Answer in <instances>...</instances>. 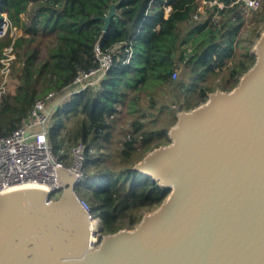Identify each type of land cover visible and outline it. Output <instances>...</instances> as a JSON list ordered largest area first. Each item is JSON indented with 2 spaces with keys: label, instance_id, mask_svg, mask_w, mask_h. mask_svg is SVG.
<instances>
[{
  "label": "trees",
  "instance_id": "obj_1",
  "mask_svg": "<svg viewBox=\"0 0 264 264\" xmlns=\"http://www.w3.org/2000/svg\"><path fill=\"white\" fill-rule=\"evenodd\" d=\"M209 1L205 3L209 15L202 17L201 0H0V23L5 13L22 30L11 34L10 27L0 37V59L12 45L13 70L21 80L14 93H4L0 100V135L23 124L38 99L50 92L53 97L62 96L70 89L69 98L51 114L49 140L55 149L66 144L72 149L80 140L86 143L84 176L76 189L101 217L104 232L123 228L126 218L135 225L144 216L137 215L140 209L159 206L170 192L129 164L136 149L152 150L157 147L155 141H170L169 124L147 126L148 120L157 122L165 107L171 110L164 95L169 92L172 103L180 102L182 90L197 89L206 73L217 71L226 64L225 57L234 56L245 1ZM113 2H119L117 13L105 31L101 16ZM216 12L218 22L209 25ZM98 43L104 50L118 47L113 51V63L97 86L76 91L72 85L78 70L99 64ZM245 47L243 57L228 66L227 89L255 62V52L249 53V46ZM182 64L189 68H183L182 75L190 74V82L183 76L173 78ZM210 88L202 85L197 90L199 101L184 105L190 109L206 101ZM155 109L159 116L150 119ZM123 112L132 118V128L123 140L121 166L113 169L102 148Z\"/></svg>",
  "mask_w": 264,
  "mask_h": 264
},
{
  "label": "water",
  "instance_id": "obj_2",
  "mask_svg": "<svg viewBox=\"0 0 264 264\" xmlns=\"http://www.w3.org/2000/svg\"><path fill=\"white\" fill-rule=\"evenodd\" d=\"M118 3L101 16L103 30ZM254 52L232 89L181 108L170 141L135 164L170 189L156 209L132 228L99 224L92 246L79 178L60 168L58 198L42 189L0 195V264H264V31Z\"/></svg>",
  "mask_w": 264,
  "mask_h": 264
},
{
  "label": "built area",
  "instance_id": "obj_3",
  "mask_svg": "<svg viewBox=\"0 0 264 264\" xmlns=\"http://www.w3.org/2000/svg\"><path fill=\"white\" fill-rule=\"evenodd\" d=\"M246 7H258L260 0H244ZM214 1L213 3H216ZM224 7V4H220ZM11 27V34L18 33L16 26H13L4 13L0 23V37L4 36ZM12 45L5 48V57L0 59V100L6 92L7 80L2 75L10 72V66L15 58ZM103 49L98 43L96 56L99 64L89 69L81 68L74 79L75 90H84L98 83L105 77L107 70L113 63V51ZM9 60V61H8ZM11 63H7L10 62ZM187 67L182 64L173 72V78H178L179 70ZM6 75V76H7ZM3 77V78H2ZM54 96L50 92L46 97L36 101L31 116L23 124L7 135H0V195L10 192L12 188L25 185H42L49 191V200H53L52 194L62 190V183L59 178L60 168H69L78 176L79 181L84 176V162L86 159L87 145L84 141H78L72 148L74 161L67 165L60 155L56 154L49 140V120L53 109L48 106L47 100ZM79 194V193H78ZM81 205L88 210L92 227L91 245L96 246L101 234L97 230L102 223L101 217L96 215L91 208L90 202L79 194Z\"/></svg>",
  "mask_w": 264,
  "mask_h": 264
},
{
  "label": "rangeland",
  "instance_id": "obj_4",
  "mask_svg": "<svg viewBox=\"0 0 264 264\" xmlns=\"http://www.w3.org/2000/svg\"><path fill=\"white\" fill-rule=\"evenodd\" d=\"M214 1H216V0L209 1V4H213ZM205 3H206V0H201L200 10L202 11V17H206L209 15V12L207 10V7L205 6ZM220 4H224V3L220 1ZM244 13H245V15H244L245 19H244L243 24H242V26L238 32V35L236 36V39L234 41V43H235L234 56L225 57L224 60H225L226 64L223 65L217 71L206 73L204 79H200L198 81V83H197L198 88L197 89L189 90V91L182 90L180 92V97H181L180 102L172 103L173 98H172L171 94L169 92H167L164 95V99L166 101H168L169 104H171V106H172L171 110L168 112V107H165L164 112L160 115L157 122H154L153 120H148L147 126L156 127V126H159L161 124H169V126H172L176 120L177 112L181 108L188 109L187 106L184 105V102L190 101L191 105H195L197 103V101H199V96H198L197 90L202 85L210 86L211 88L209 89V91H214L218 87L226 88L225 81L228 78V74L230 71L228 66L233 64L232 63L233 59L236 61L240 57H243L242 52H246L245 45L249 46V49L247 52H249V53L254 52L255 45H256L259 37H260V34L264 31V0H262L260 6H258V7H255V8L254 7H246V10ZM219 17H220V14L218 12H216L213 16V19L209 22V25L212 24L213 22H216L217 21L216 19H218ZM20 33H22L21 29L18 30V34H20ZM188 45H189V49H190L192 46V43L190 42V43H188ZM7 63L10 64L11 60H10V62H7ZM16 65L18 66L19 62H17ZM10 67L11 68L9 69L10 72L8 73V75L7 74L2 75L4 77V79L7 80L5 93H7V92L14 93L16 91V89H18L19 85L21 84V80L19 79V77L17 75V71L13 70L14 65L12 66V64H11ZM183 68L185 70L189 69L187 67H183ZM182 74H183V70L180 69L178 78H181L183 76ZM183 77L187 82H190L192 80L191 78H189L190 74H185ZM211 89H213V90H211ZM70 92H71V90L69 89V91L67 90L66 93L62 94V96L60 95L58 97L49 98L47 100L48 106H50L54 110L55 107H57V105L59 103H63L65 100H67L69 98V95L71 94ZM148 102L149 101H146V104ZM155 110L156 111H155L154 115L152 117H150V119H153L156 116V114H157L156 112H158V110L157 109H155ZM131 122H132V118L130 117V115L127 112H123L120 115V117L117 119V121H115V123H114L112 133H111V137H110V141L105 145V147L102 148L103 152L107 153L106 163L113 169H119V167L121 166L120 151H121V148L123 147L124 138L131 132V128H132ZM168 142H169L168 140L163 139L161 141L160 140L155 141L154 144L159 146L161 144H166ZM53 148H54V151L56 154L63 155V157H64L63 161L66 164L70 165L73 163L74 154L72 152L71 147H68V145L66 144L64 146L60 145L56 149L53 146ZM149 151H150L149 148L148 149L147 148L136 149L135 151H133V153L129 159V164L135 166V164L139 160H141L145 156V154L148 153ZM81 189L82 188H79V190H81ZM60 194H61V190H57L52 194V196H53V198H58L60 196ZM157 207L158 206L140 209L137 212V215L141 214V213L143 215H145L146 213L153 211ZM127 222L128 221L126 218L124 227L132 228L138 223V222H136L135 225H132V224H129Z\"/></svg>",
  "mask_w": 264,
  "mask_h": 264
},
{
  "label": "bare ground",
  "instance_id": "obj_5",
  "mask_svg": "<svg viewBox=\"0 0 264 264\" xmlns=\"http://www.w3.org/2000/svg\"><path fill=\"white\" fill-rule=\"evenodd\" d=\"M22 189H42V190H47L45 186L42 185H25L22 187H15L10 190L11 191H16V190H22Z\"/></svg>",
  "mask_w": 264,
  "mask_h": 264
}]
</instances>
